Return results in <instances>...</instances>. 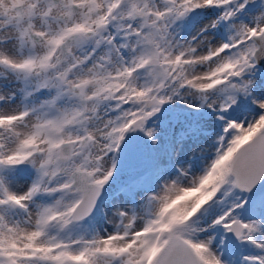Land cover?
<instances>
[{"label":"snow or ice","instance_id":"6c2138e0","mask_svg":"<svg viewBox=\"0 0 264 264\" xmlns=\"http://www.w3.org/2000/svg\"><path fill=\"white\" fill-rule=\"evenodd\" d=\"M0 264H264V0H0Z\"/></svg>","mask_w":264,"mask_h":264}]
</instances>
